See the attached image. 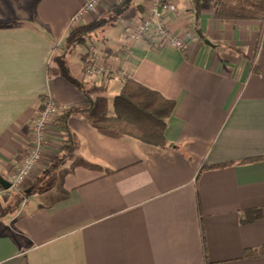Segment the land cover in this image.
I'll use <instances>...</instances> for the list:
<instances>
[{
  "label": "crops",
  "instance_id": "obj_1",
  "mask_svg": "<svg viewBox=\"0 0 264 264\" xmlns=\"http://www.w3.org/2000/svg\"><path fill=\"white\" fill-rule=\"evenodd\" d=\"M117 1L75 23L84 0H0V175L22 162L46 96L64 111L85 106L53 70L63 51L72 74L103 84L111 104L130 78L175 100L166 138L177 148L160 150L78 114L68 120L81 143L76 157L36 187L63 149L51 122L24 184L34 191L0 218V264H264V19L222 21L221 0H174L166 22L186 47H152L124 40V21L142 19L150 4L133 0L69 60V33ZM92 52L125 75L88 77ZM224 163L232 165L200 172ZM6 190L0 210L13 202L14 189ZM258 209L262 217L243 222Z\"/></svg>",
  "mask_w": 264,
  "mask_h": 264
},
{
  "label": "trees",
  "instance_id": "obj_2",
  "mask_svg": "<svg viewBox=\"0 0 264 264\" xmlns=\"http://www.w3.org/2000/svg\"><path fill=\"white\" fill-rule=\"evenodd\" d=\"M132 3L133 0H118L98 19L73 29L66 38V44L68 46L85 45L89 40L100 37L106 29L114 27L125 16ZM216 6V17L222 21L264 19V0H221ZM197 23L198 18L196 25ZM53 62L58 64L59 74L84 97L85 106L81 109L70 108L61 114L57 127L63 134L62 152L37 184L58 170L64 162L76 157L81 143L77 134L70 128L68 120L78 114L86 115L100 128L115 130L160 150L177 148L166 138V129L176 108L175 100L168 99L159 91L130 78L125 80L120 93L115 96L111 104L103 84L80 81L72 74L70 67L60 56H54ZM231 165V163L216 166L203 165L200 172ZM17 203L13 201L8 207L0 210V218L10 213ZM242 216L243 222L249 223L262 217V212L259 209L249 210ZM259 254L261 253L256 251L246 253L247 256Z\"/></svg>",
  "mask_w": 264,
  "mask_h": 264
},
{
  "label": "built area",
  "instance_id": "obj_3",
  "mask_svg": "<svg viewBox=\"0 0 264 264\" xmlns=\"http://www.w3.org/2000/svg\"><path fill=\"white\" fill-rule=\"evenodd\" d=\"M102 0H84L83 6L76 14L74 22L81 21L84 17L96 11ZM177 10L174 0H150L145 15L138 21H124L123 35L126 42H140L149 40L153 47L170 46L179 50L186 47L185 39L174 33L166 22V15ZM129 49V47H128ZM85 72L88 77L102 80L106 75L123 76L122 69H113L111 65L102 62L96 53L85 61ZM64 110L59 108L57 102L50 96L43 100L42 107L31 122L27 151L22 162L6 175V180L11 184L10 189H18L24 185L32 175L38 163L43 158L46 145L49 141L50 123L56 122ZM8 190L0 188V197L6 195ZM26 202V201H25Z\"/></svg>",
  "mask_w": 264,
  "mask_h": 264
},
{
  "label": "rangeland",
  "instance_id": "obj_4",
  "mask_svg": "<svg viewBox=\"0 0 264 264\" xmlns=\"http://www.w3.org/2000/svg\"><path fill=\"white\" fill-rule=\"evenodd\" d=\"M102 2H104V0H102L100 3H99V5L97 6V9H96V11L95 12H93V13H96L97 12V10L99 9V7H100V5L102 4ZM92 13V14H93ZM89 16V15H88ZM124 36V35H123ZM64 49H66V50H68L67 52L69 53L68 55H67V58L70 60L74 55H75V53H76V47L75 46H68V45H66L65 47H64ZM78 51V50H77ZM65 53V51H63V52H60L59 53V55L58 56H62L63 54ZM66 61V60H65ZM66 63L68 64V62L66 61ZM55 69H58V64L56 63V62H53V70H55ZM48 170V169H47ZM32 174H34V172L32 173ZM35 185H36V187H43V185L42 184H37V183H35ZM38 185V186H37ZM28 187H30V185L28 186ZM26 188L27 187H24V185H20L19 186V188L18 189H15V190H13V192H12V199H13V201H17V202H19V203H25V201H26V197L28 196L27 194H28V192H32V191H34V188H32L31 190L29 189V190H26ZM10 196H11V193H10ZM25 205V204H24Z\"/></svg>",
  "mask_w": 264,
  "mask_h": 264
},
{
  "label": "water",
  "instance_id": "obj_5",
  "mask_svg": "<svg viewBox=\"0 0 264 264\" xmlns=\"http://www.w3.org/2000/svg\"><path fill=\"white\" fill-rule=\"evenodd\" d=\"M207 44H211L209 41H206ZM0 184L5 188V189H10L11 184L0 175Z\"/></svg>",
  "mask_w": 264,
  "mask_h": 264
}]
</instances>
